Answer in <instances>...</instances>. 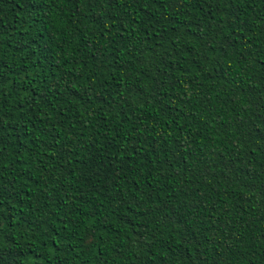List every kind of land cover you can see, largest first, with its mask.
Instances as JSON below:
<instances>
[{"label":"trees","instance_id":"trees-1","mask_svg":"<svg viewBox=\"0 0 264 264\" xmlns=\"http://www.w3.org/2000/svg\"><path fill=\"white\" fill-rule=\"evenodd\" d=\"M0 264H264V0H0Z\"/></svg>","mask_w":264,"mask_h":264}]
</instances>
